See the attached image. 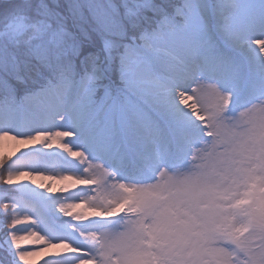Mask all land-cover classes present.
Listing matches in <instances>:
<instances>
[{
	"label": "rangeland",
	"instance_id": "rangeland-1",
	"mask_svg": "<svg viewBox=\"0 0 264 264\" xmlns=\"http://www.w3.org/2000/svg\"><path fill=\"white\" fill-rule=\"evenodd\" d=\"M141 1L122 0V3L133 15L137 9L135 2L139 5ZM151 1L145 0L144 4ZM95 2L99 6L98 16L109 25L110 21L104 16L108 13L101 11L100 0ZM178 3L171 14L162 16L137 37L139 48L125 49V56L121 57L124 67L118 68L119 75L114 81L141 103L133 102L129 95L117 97L107 93L103 99L101 95H94L97 88L108 86L107 82H100L106 79L104 73H107L102 60L91 61L89 70L77 82L65 75L59 76L43 86L28 89L25 96L12 105L0 101V132L11 134L0 142V160L8 159V172H44L55 177L92 181L89 185L72 188L73 181L68 180L65 185L69 190L58 193H48L29 182L17 185L23 193L38 199L40 204L34 208L37 213L29 208V202L19 197L12 201L13 214L19 218L21 213L23 219L36 217L34 223L47 239L38 243L20 238L17 243L12 237H21L24 230L19 225L11 228L3 245L10 251L15 264H86L85 260L79 259L80 253L73 249L86 251L82 233L89 234L97 225L77 222L76 215H85L87 207L67 216L59 211V206L96 202L105 194L115 197L117 193L112 191L115 184L155 183L160 172L165 170L158 164L167 165L168 171L179 160L191 159L193 148L185 144L190 131L172 109L168 93L170 79L185 68L197 71L209 68L206 82L220 80L227 90L247 102L250 111L243 124L248 129L244 142L251 136L264 146V113L260 110L264 99L261 95L264 93V65L259 62L250 43L254 37L264 38V0H178ZM28 26V22L20 21L13 25L16 29L11 30L13 34L9 33L14 37ZM59 33L56 31L50 36L56 38ZM43 34L42 30L36 33L37 44L46 39ZM104 43L109 50L112 43L114 47L116 45L112 39H105ZM114 51L118 50L114 48ZM110 65L108 63V68ZM112 67L110 72L113 73ZM231 115L226 112L224 117ZM197 124L202 130L200 134L209 140L214 138L207 135V119L197 121ZM35 133H47L49 143L55 136L63 147L17 146V140L27 142V138ZM229 135L230 129L225 128L223 137ZM244 142L239 151L248 146ZM225 147L222 143L217 150L224 152ZM73 151L82 155L73 157ZM93 164L102 165L103 169L114 174L106 175L102 169L93 170L90 167ZM245 164L259 167L264 176V159L245 161ZM211 171V162L208 161L209 179H212ZM253 195L264 201V183L253 189ZM249 203V200L241 201V206L246 207ZM95 219L106 222L118 218ZM259 231L255 224L238 226L236 240L250 241L240 247L231 239L213 241V249L227 254V262L209 254L205 257V264H233L236 259L234 250H238L240 260L246 264H264V239ZM64 242L70 243L71 248ZM159 247L171 249L173 254L182 253L179 243L160 241ZM151 251L155 253L158 248L152 246ZM5 261L10 263L8 259ZM0 264L4 263L0 261ZM88 264H94L91 258ZM140 264H170V261L149 256Z\"/></svg>",
	"mask_w": 264,
	"mask_h": 264
},
{
	"label": "snow or ice",
	"instance_id": "snow-or-ice-1",
	"mask_svg": "<svg viewBox=\"0 0 264 264\" xmlns=\"http://www.w3.org/2000/svg\"><path fill=\"white\" fill-rule=\"evenodd\" d=\"M250 43L259 62L264 65V38L254 37ZM208 71L207 67L199 71L185 68L172 77L168 84L169 103L186 127L207 119V135L214 137L211 142L218 147L224 143V114L230 110L235 92L227 90L220 80L206 82ZM189 91L191 95H186ZM261 95L264 97V93ZM190 100L193 103L190 104ZM0 135L11 134L0 132ZM47 136V133H35L27 138L25 147L37 144L46 145L48 149L63 147L55 136L49 143ZM197 143L204 146L203 141H185L186 146L193 149ZM244 143L248 146L238 152L212 149L206 153L211 162L212 179L177 182L167 174V165L158 164L165 170L160 172L155 183L115 184L112 186V191L117 193L115 197L105 194L96 202L73 203L75 206L71 215V205L61 204L59 211L67 216L87 207L85 215H76L77 222H94L97 225L89 234L82 233L87 250H73L80 253L79 259L85 260L86 264L89 258L94 264H140L149 256L163 257L170 264H205V257L209 254L227 262V254L213 249L212 242L224 238L233 240L238 247L250 243L235 238L238 217L248 224L257 225L264 239V201L253 195V189L264 183V176L260 174L259 167L245 164V161L264 159V146L251 136ZM71 155L78 157L82 153L73 151ZM90 167L93 170L102 169L106 175L114 174L103 169L102 165L93 164ZM68 180L73 181L72 188L92 183L86 178L55 177L44 172H7L0 175V185L17 186L29 182L48 193L69 190L65 185ZM244 200L250 201L246 207L241 206ZM12 207L5 202L0 210L9 217L10 228H15L19 219L11 212ZM33 211L38 213L37 209ZM117 216L120 217L118 222L95 219ZM35 219L33 217V221ZM113 223H118V227H113ZM12 239L18 243L20 238L14 236ZM160 241H169L174 245L179 243L182 253L173 254L171 249L160 248ZM64 243L71 248L70 243ZM146 244L149 247H145ZM152 246H156L158 251L152 252Z\"/></svg>",
	"mask_w": 264,
	"mask_h": 264
},
{
	"label": "trees",
	"instance_id": "trees-1",
	"mask_svg": "<svg viewBox=\"0 0 264 264\" xmlns=\"http://www.w3.org/2000/svg\"><path fill=\"white\" fill-rule=\"evenodd\" d=\"M175 2L154 0L149 8L143 12H138L137 8L132 15L125 10L122 0H100L101 11L108 13L104 16L110 21L106 25L98 16L99 6L95 0H0V84L15 87V83L23 79L20 73L26 74L29 81L36 67L46 68L50 73H69L76 79L79 71L87 69L85 64L105 58V76L114 88L112 79L119 74L124 48L129 43L135 44L133 36L147 25V17L152 20L169 11ZM21 20L30 26L12 37L9 31L12 33L13 25ZM38 28L44 30L42 37H46L40 44L35 37ZM56 31H60V37H51ZM105 39L116 42L115 47L112 43V50L106 47ZM30 63L33 65L28 70ZM108 63L115 64V72H110L112 66L108 68ZM5 171V164L0 165V175ZM13 193L16 194L12 188L0 186V206ZM0 216L1 222L7 225L9 217L2 210ZM2 250L0 247V252Z\"/></svg>",
	"mask_w": 264,
	"mask_h": 264
},
{
	"label": "clouds",
	"instance_id": "clouds-1",
	"mask_svg": "<svg viewBox=\"0 0 264 264\" xmlns=\"http://www.w3.org/2000/svg\"><path fill=\"white\" fill-rule=\"evenodd\" d=\"M261 112L264 113V102L261 103ZM248 103L242 99H239L236 94H234L231 104L230 110H226L227 113H232L233 115L229 117H225V126L230 129V135L227 138H224V144L226 145L225 149L230 152H238L240 147L242 146L248 129L243 127L245 117L248 115ZM187 128L190 131V136L188 137L189 141L199 142L203 141V147H197L192 150V155L190 160L181 159L178 162L171 165L167 171V174L171 176L177 182L184 181L187 179H209L208 175V161L206 153L212 149H218L217 145L212 144V140L207 139L202 134L201 129H199L198 125H189ZM197 145H200L197 143ZM87 199V196L84 197ZM71 199V197H70ZM71 206L69 208V215L72 214V207L75 205L73 203H69ZM117 222L120 217L117 216ZM19 219V218H18ZM246 221L243 218L238 217L237 224L243 225ZM19 226L24 230V235H22L21 239H32L38 243H43L47 237L41 235L38 227L32 223L26 222L23 219H19ZM115 227H118V223L115 224ZM224 238H220L218 240H223ZM236 251V259L233 261V264H246L239 258V252Z\"/></svg>",
	"mask_w": 264,
	"mask_h": 264
},
{
	"label": "bare ground",
	"instance_id": "bare-ground-1",
	"mask_svg": "<svg viewBox=\"0 0 264 264\" xmlns=\"http://www.w3.org/2000/svg\"><path fill=\"white\" fill-rule=\"evenodd\" d=\"M8 137H9V135H1L0 136V142H2V141H4V139H8ZM18 142H17V146H23V145H25L26 144V142H24L23 143V141H19V140H17ZM30 147V146H29ZM18 150H20V149H18ZM19 213H20V211H19ZM19 219H23V217H22V214L20 213V215H19ZM23 220H25L26 222H29V223H34V221H33V219H23ZM34 225H35V223H34ZM18 237V236H17Z\"/></svg>",
	"mask_w": 264,
	"mask_h": 264
}]
</instances>
